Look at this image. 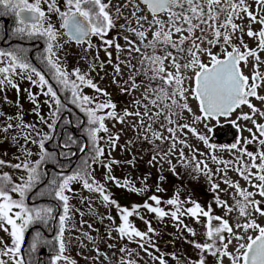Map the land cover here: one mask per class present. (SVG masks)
Returning <instances> with one entry per match:
<instances>
[{"label": "snow or ice", "instance_id": "snow-or-ice-1", "mask_svg": "<svg viewBox=\"0 0 264 264\" xmlns=\"http://www.w3.org/2000/svg\"><path fill=\"white\" fill-rule=\"evenodd\" d=\"M128 3L133 4L134 11L131 15L135 17L139 28L127 27V31L133 33L136 39H130L126 35L123 38L128 45L129 57L133 52L138 54L140 68L137 74L145 77V80L138 83L134 75L129 77V81H125V84L130 83V87L123 91L130 93L140 90L142 99L133 102L134 111L125 108L122 112H117V105L110 94L91 76L97 62L101 68L106 63L99 58L100 49L97 48L96 55L89 64V71L82 72L78 67L69 71L64 57L60 54L64 49L60 40L67 37L65 43L86 45L87 52L94 47L91 38L95 36L99 38L100 47L109 57L107 63H111L112 53L108 49L113 46L118 51L124 49L115 38L108 39L107 35L117 27L116 21L123 15L121 9L127 8ZM140 4L144 7L141 8ZM0 15L15 17L16 27L13 31L18 38L46 39V47L38 58L47 71L30 62L24 55L23 48L0 49V92L8 87L15 89L16 107L22 110L17 80L27 79L31 85L39 88L37 93H33L31 89L24 91L35 105L32 111L38 123L46 125L50 130L41 132L36 123H25L19 112L16 116L5 117L8 122L0 127V132L5 134L12 129L17 130L11 140L19 145L23 156V159L20 156L15 157L16 163L0 158V168L9 167L23 173L15 176V173L0 172V232L9 237L8 241L0 237V264H33L32 254L42 244L52 243L43 240L42 232L35 229V236L27 244L28 252L23 251L29 230L54 218L52 207H41L29 202V194L35 196L34 189L44 183V177L49 175L43 168L48 162L58 165L59 168L55 176L44 185L45 191L39 195L52 196L62 204V214L58 218L59 230L53 238L56 249L50 257V264H77L75 259L66 254L70 241L65 239V231L72 219L69 202L74 183L81 184L85 190L100 194L103 202L115 206L121 220L116 227L120 238L135 240L150 256L152 253L143 242L147 241L155 248L149 236L155 229L148 222L147 231H141L130 220L134 214L139 215L138 209L141 207L161 219L171 217L178 228L182 227L192 236L196 235L195 230L184 224L182 217L190 216L197 223L201 217L205 218V242H190L200 250L195 264H206L205 253L215 258V264H225V259L229 264H264V223L257 219L264 217V123L257 120V117L264 118V58L261 56L264 53V0H252L251 3L249 0H139V3L127 0L124 5H114L112 0H63V8L58 0H0ZM53 15L57 17L59 27L52 22ZM124 19L128 21L127 17ZM145 24L148 25L147 28L144 27ZM254 25L260 27L254 29ZM120 27L125 28L126 25ZM149 32L151 39H148ZM245 35L255 41L254 47H250L244 40ZM121 63L129 68L134 67L130 59ZM120 74V63H117L114 65V83L115 77ZM141 84L145 86L141 88ZM85 88L105 99L99 100L98 96L85 93ZM40 96L46 98L43 103L48 107L47 116L41 114ZM190 99L197 102L200 113L193 116V124L202 123L211 132L209 123L213 120L219 122L224 118L237 128L238 136L240 132L247 131L251 139L240 137L233 143L217 145L210 143V137L200 133L193 125L179 123L184 111L193 112ZM4 100L9 102L6 95ZM69 104L84 114V119L76 127L83 126L87 141L80 142L72 135L64 141L63 148L71 149L73 145H78L77 151L84 154L78 166L66 171L65 165L60 164L57 159V152L50 151L46 142L54 139L52 133L56 132L61 120L65 125L73 124L72 119L63 116L64 112H71ZM141 107L143 112L140 111ZM245 108L248 111H244ZM234 114L235 119H232ZM4 115L0 112V116ZM128 117L136 119L133 127L138 124L154 140L171 142L167 151L157 153L162 160L174 153L177 143L190 147L186 140L177 135L184 129H188L202 141L210 149V159L218 165H224L223 169L217 168L214 173L206 161L197 160L195 152L199 150H194L189 158L185 155L184 147L179 150L178 163L192 165L195 171L207 176L209 181L222 173L221 182L227 188L220 189L219 183H212V190L217 193L215 202L218 207L225 209L226 214L237 212L236 220L230 223L224 216L215 215L211 204L205 210L191 197L181 200L179 193L166 201L153 194L148 197L153 203L145 201L131 209L121 207L104 185L92 175V166L103 164L108 172L107 179L115 181L118 186L129 187L130 181L125 180L121 184L111 175L112 164L119 161L101 159L105 154L101 141L106 140L110 149H114L119 141V133L106 137L101 135L109 133L106 121L115 120L123 124ZM13 120L17 123L14 124ZM157 121L169 136H164L162 131L153 130V124ZM240 121H250L252 127L241 128ZM147 134L144 139L149 138ZM4 138L7 139V135ZM21 139L23 144L19 143ZM28 144L37 146L38 153L35 155L38 158L32 159L34 153L27 147ZM252 144L258 145L259 150H249L248 146ZM218 148L232 153V159L219 158L215 154ZM59 155L69 159L76 152H60ZM157 155L152 159L156 160ZM167 162L175 172L176 165L171 160ZM229 166L246 182L247 187H242L239 181L228 178ZM69 167L71 168L70 165ZM160 179L163 180L164 177L161 176ZM227 189L234 190L232 204L219 196V191ZM130 190L141 193L146 188L133 186ZM156 191L163 189L157 185ZM162 204L171 207L166 210ZM140 219H144L143 216ZM85 235L87 236L86 233ZM88 239L91 240L92 237L88 236ZM121 251L127 249L122 248ZM153 259L158 260L159 264H167L163 256H153ZM121 264H125L123 258ZM127 264H135V261L128 260Z\"/></svg>", "mask_w": 264, "mask_h": 264}, {"label": "rangeland", "instance_id": "rangeland-1", "mask_svg": "<svg viewBox=\"0 0 264 264\" xmlns=\"http://www.w3.org/2000/svg\"><path fill=\"white\" fill-rule=\"evenodd\" d=\"M126 2L127 0H112L114 5H124ZM249 2L251 3L252 0H249ZM58 3L61 8H63V0H58ZM135 3H139V0H135ZM140 7L143 8L144 6L140 4ZM121 11L123 15L116 21L117 27L108 33L107 38H115L124 50L118 51L114 46L108 49L112 53L111 63H107L109 57L106 55L104 49L100 47L101 41L95 36L91 38L94 47L87 52L85 51L86 45L80 46L76 45L74 42L65 43L67 37H62L60 40V42L64 44V49L60 54L64 57L69 71L77 67L80 68L82 72L89 71V64L92 62L93 57H95L97 48L100 49L99 58L106 63L103 68H101L99 62H97L96 69L91 73V76L102 89L110 94L112 101L117 105V112H122L125 108L134 111L135 105L133 102L137 99H142L140 90L130 93L123 91V89L130 87V83L125 84V81H129V77L134 75L138 83L145 80V77L137 74V70L140 68L138 64V54L133 52L131 57H129L127 51L128 45L123 38L126 35L130 39H136L133 33L127 31V27L129 26L132 28H139V25L135 22V17L131 15L134 11L133 4L128 3V7H122ZM143 14L145 13H137V15ZM124 17L128 18L127 22ZM149 20H151V16H149ZM52 22L56 23V26L59 27V21L55 15L52 16ZM245 23H247L246 19ZM120 25H126V27L121 28ZM144 27L147 28L148 25L145 24ZM259 27V25L253 26L254 29H258ZM148 39H151L150 32L148 33ZM244 40L250 47L255 46V41L251 40L246 35L244 36ZM44 43L46 44V40ZM9 47L13 48L15 45L9 44ZM41 47L43 48V46ZM261 56L264 58V53H262ZM129 59L134 66L132 68L121 63ZM117 63H120L121 74L115 77L116 82L114 83V65ZM42 70L47 71L44 66H42ZM262 70H264V66H262ZM17 83L20 86L19 103L23 105V108L21 110L16 107L17 92L15 89L8 87L3 92H0V112L5 114L4 116H0V127L8 122L5 117L16 116L18 112L23 116L25 123L39 124L36 115L32 111L35 105L29 100L28 93L24 91L25 89H31L33 93H37L39 92V88L31 85L27 79L17 80ZM144 86V84H141V88ZM84 91L89 95L98 96L97 93L89 88H85ZM5 95L8 97L9 102H5ZM45 99L46 98L43 96L39 97L41 102V114L47 116L48 107L43 103ZM98 99L103 100L105 97L98 96ZM189 104L193 112L189 113L184 111L179 123L191 124L196 127L200 133L210 136V132L204 127V124L199 122L193 124V116L200 114L197 102L194 99H190ZM140 111L143 112L144 109L141 107ZM153 111H155V109H153ZM81 114L84 117V114ZM12 122L14 124L17 123L16 120ZM134 123H136L134 117L126 118L123 124L115 120H108L106 124L109 128V133H101V135L105 137L107 135L119 133V141L114 149L108 147L106 140L101 141L102 146L105 147V154L101 159L119 161V163L112 164L111 175L116 177L121 184H123L125 180L131 182L129 187L118 186L115 181L107 179L108 172L103 164H94L92 166V175L97 181L104 185L106 190L111 194V197L117 201V196H122L123 200H125L124 207L131 209L136 205L144 204L145 201L153 203L148 197H150V190L155 188L154 194L158 195L164 201L172 198L175 193H179L181 200H187L191 197L193 201H197L201 206L209 202L210 195L206 197L202 196L204 191L208 192V194L212 191V183L209 181L208 177L195 171L192 165L185 166L184 164L178 163L179 150L181 147H184L185 155L189 158L194 154V150H199L195 152L197 160L206 161L214 173L217 168H221V166V169H223L224 165H217L210 159L207 146L188 129H184L183 132H178L177 135L180 139L186 140L187 145L190 147L177 143L174 153L162 160L157 153L167 151L171 142L169 140H154L150 134L145 132L144 128H139L138 124L137 127H133ZM215 123L214 120L211 121L209 127L212 128ZM41 128L49 130L46 125H41ZM153 130L162 131L164 136H169V133L165 129L160 128L159 121L153 124ZM16 134V129L10 130L7 134L0 132V158L11 161L12 163L17 162L15 159L17 156L23 159L19 150V145L14 144L11 140V137ZM146 134L149 136L148 139L143 138ZM5 135H7V139L4 138ZM19 143L23 144V139H21ZM27 147L34 153L32 159L38 158L35 155L37 153V147L33 144H28ZM200 153H203V155ZM154 155H157L156 160L152 159ZM227 156H230V160L233 154L230 153L222 157L225 159ZM168 160H171L172 164L176 165L175 172L172 171L171 166L167 162ZM129 161H131V163H129ZM194 163L195 162H193V164ZM4 171L15 173V176L23 175L22 172H18L9 167L0 168V172ZM221 175L222 173L214 176L213 181L220 184V189H226L227 186L221 183ZM161 176L164 177L163 180L160 179ZM227 176L233 181H239L241 186L244 187L243 182L240 180L236 171L231 169V166H229ZM157 185H159L163 191L157 192ZM133 186L135 188H146V191L141 193L131 191L130 188ZM72 189L73 193H70L71 199L69 202L72 219L69 221L68 229L65 231V239L66 241H70L66 254L72 259H75L77 264H121L122 258L125 264H127L128 260L135 261V264H159V261L154 260L153 256H161V252L166 254L164 259L167 261V264H177L175 259L172 261L170 257L172 254H177L183 258L188 255H192L195 259L199 258L200 250L193 249L192 243L190 242H203L205 227L202 226L205 224V218L201 217L200 222L197 223L196 220L190 216L182 217L184 224L195 229L196 235L192 236L186 230H183L182 227L178 228L176 222L171 217L161 219L143 207H141L143 210L139 208V215L134 214L130 217V220L141 231H147L148 222H150L152 228L155 229L154 233H149L155 248L149 245L147 241L143 242L148 251L152 253L150 256L141 249L140 245L135 242V240L129 241L127 238H120L116 231V227L121 223V220L119 210L116 207L114 208L112 205H107L103 202L100 194L85 190L79 183H74ZM233 191V189H227L225 191L229 194V196L225 195L227 202L230 201L229 198ZM85 197L87 199H84ZM161 206L166 210L171 207L166 204H162ZM140 216H143L144 219H140ZM109 217H111V219H109ZM73 225L74 227H72ZM88 236H91L92 239L89 240ZM0 237H3L5 241L9 240L7 234L3 232H0ZM122 248L127 249V251H121ZM97 249L99 252H97ZM129 252L131 255H129ZM42 254L45 259V253L42 252ZM61 264H63V262H61Z\"/></svg>", "mask_w": 264, "mask_h": 264}, {"label": "trees", "instance_id": "trees-1", "mask_svg": "<svg viewBox=\"0 0 264 264\" xmlns=\"http://www.w3.org/2000/svg\"><path fill=\"white\" fill-rule=\"evenodd\" d=\"M16 27V20L15 17L12 15H0V49H14V48H23L24 55L29 59L30 62L35 64L37 67L42 69V64L39 62V55L43 52L45 48V38H18L14 34V28ZM9 44L15 45V47L10 48ZM43 46V48L41 47ZM42 65V66H41ZM63 98V94H62ZM71 112H64L63 116L73 120L72 125H65L63 120H61L58 124L57 130L55 133H52L54 139L52 141L46 142V147L50 151L57 152V159L59 160L60 164L65 165V170L70 171L72 168H75L79 165L81 158L84 156L83 153H79L77 151L78 145H73L71 149L63 148V143L68 139L69 135L74 136L80 142H86L87 137L84 133L83 126L76 127V124L80 122L81 119H84L81 112L73 105H68ZM37 127L40 128L43 132H49L50 130H44L41 128V124H37ZM32 145V144H31ZM35 145V144H33ZM36 146V145H35ZM102 146V142H101ZM37 147V146H36ZM37 153H38V148ZM76 152L75 156L70 157L69 159H65L63 156H60V152ZM71 166V168L69 167ZM44 171H46L49 175L44 177V183L37 186V189H34L36 193L33 196L32 193L29 194L30 196V203H34L37 206H50L54 209L53 212V219L49 220L46 224H38L33 226L32 229L26 234V246L23 249L25 253L28 252L27 244H30L33 237L35 236V229H39L42 232V239L46 241H52L50 244H42L38 250L32 254V261L33 264H50V257L55 253L56 244L53 238L56 236L59 230V222L58 218L59 215L62 214V204L60 201L56 200L52 196H41L39 195L40 192L45 191V184L47 181L52 177L55 176L59 166L54 165L51 162L46 163L44 166ZM50 170V171H49ZM152 193V192H151ZM124 201L122 196H117V203L124 207ZM145 201V199H144ZM115 208V206H114ZM140 210H143L141 208ZM45 253V259L40 258L41 253Z\"/></svg>", "mask_w": 264, "mask_h": 264}, {"label": "flooded vegetation", "instance_id": "flooded-vegetation-1", "mask_svg": "<svg viewBox=\"0 0 264 264\" xmlns=\"http://www.w3.org/2000/svg\"><path fill=\"white\" fill-rule=\"evenodd\" d=\"M254 103H257V106L259 107V103L258 102H255ZM262 110H264V108H262ZM244 111H248L247 108L244 109ZM232 119H235V114L233 115ZM257 120L258 122H261V123H264V118H259L257 117ZM216 122V121H215ZM240 124V127L241 128H244L245 126L246 127H252V124L250 121H240L239 122ZM238 130L235 126H233L229 120L227 119H224L222 118L219 122H216L215 124H213V127H212V131L210 132V143H215L217 145H227V144H230V143H233L235 142L236 139L240 138V137H246V138H249L251 139L250 137V134L247 132V131H242L240 132L239 136H238ZM249 150H259V146L256 145V144H252V145H249ZM208 148V147H207ZM208 151L210 153V149L208 148ZM215 154L219 157V158H222L224 159V157H222L223 155H228L230 154L229 151L227 150H224V151H221L219 148L215 151ZM230 156H227L225 159L229 160ZM224 159V160H225ZM218 165V164H217ZM215 166V165H214ZM213 166V167H214ZM222 168V166H221ZM237 173V172H236ZM239 176V175H238ZM240 180L243 182V185L244 187H247V184L246 182L239 176ZM176 182V181H175ZM214 181H211V183H213ZM177 183V182H176ZM222 183V182H221ZM251 190V189H249ZM222 193V194H220ZM202 194V193H201ZM217 193L210 191L209 194L208 192L204 191L202 196L206 197L207 195H210L209 197V202L205 203L203 208H205V210H207L209 204H211V207H212V210H213V213L215 215H220V216H224L226 219H229L230 223L234 222L238 216V213L237 212H233L231 214H226L225 212V209L224 208H221V207H218L216 202H215V196H216ZM225 195L229 196L228 193H226L225 191H219V196L222 200H226V197ZM257 199H260L259 196L256 197ZM230 201H228V204H232L233 203V199H232V195L230 196ZM197 202V201H196ZM187 206H190V205H186ZM258 222H262L264 223V217H258ZM215 223V222H214ZM202 227H205V224L204 226ZM204 229V228H202ZM195 230V229H194ZM205 239L206 237L204 236L203 238V242L201 243H204L205 242ZM180 248V247H179ZM192 248L193 249H196L193 244H192ZM196 250H199V249H196ZM231 250V248H230ZM206 255V264H215V258L210 256V255H207V253H205ZM198 259L194 258L192 255H188L186 257H182V256H177V258H175V262L177 264H185V262H187V264H195V262L197 261ZM226 263H229L227 259H225V264Z\"/></svg>", "mask_w": 264, "mask_h": 264}, {"label": "water", "instance_id": "water-1", "mask_svg": "<svg viewBox=\"0 0 264 264\" xmlns=\"http://www.w3.org/2000/svg\"><path fill=\"white\" fill-rule=\"evenodd\" d=\"M41 257H42V258H44V255H43V254H41Z\"/></svg>", "mask_w": 264, "mask_h": 264}]
</instances>
